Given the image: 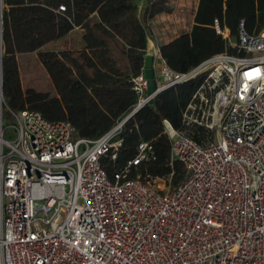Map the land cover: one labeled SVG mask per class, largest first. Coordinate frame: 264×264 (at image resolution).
<instances>
[{
  "label": "built area",
  "instance_id": "1",
  "mask_svg": "<svg viewBox=\"0 0 264 264\" xmlns=\"http://www.w3.org/2000/svg\"><path fill=\"white\" fill-rule=\"evenodd\" d=\"M1 1V10L3 9ZM235 48L173 71L152 52L155 88L141 70L133 78L134 110L159 91L201 76L182 112L183 123L211 132L203 144L164 120L170 156L186 177L165 187L129 176L136 155L109 174L122 121L98 138L78 137L66 120L7 107L0 63V264H264V25L240 21ZM3 109L14 137H4Z\"/></svg>",
  "mask_w": 264,
  "mask_h": 264
},
{
  "label": "trees",
  "instance_id": "2",
  "mask_svg": "<svg viewBox=\"0 0 264 264\" xmlns=\"http://www.w3.org/2000/svg\"><path fill=\"white\" fill-rule=\"evenodd\" d=\"M2 89L7 107L30 108L49 120H66L78 137L98 138L122 121L115 134L121 139L116 156L101 162L111 174L137 153L140 141L151 145L149 157L130 165L129 176L165 179L176 185L186 177L183 163L170 156L164 120L203 144L211 132L198 124H185L182 112L201 76L175 83L134 110L138 94L132 78L144 68L150 20L171 12L169 0H3ZM214 18L236 36L240 21L248 32L264 25V0H198L193 23L160 45L166 64L187 71L209 56L234 53L214 28ZM80 27L78 41L73 36ZM60 41L57 49L45 45ZM79 42V45L77 44ZM36 51L56 94L23 87L17 53ZM9 113V111L6 109ZM10 114V113H9Z\"/></svg>",
  "mask_w": 264,
  "mask_h": 264
},
{
  "label": "rangeland",
  "instance_id": "3",
  "mask_svg": "<svg viewBox=\"0 0 264 264\" xmlns=\"http://www.w3.org/2000/svg\"><path fill=\"white\" fill-rule=\"evenodd\" d=\"M169 3L172 6V10L168 16L162 14L164 16L159 18L160 25H167L168 27L178 23H185L187 25L196 0H169ZM74 35L75 34H73V36ZM54 44L56 43H52L51 45ZM57 45L61 46L60 41L57 42ZM145 61L149 63L148 58H146ZM20 68L24 87L36 84V86L43 89H50L51 84L46 76L47 72L43 69L35 53H28L20 56ZM150 82H153V80L150 79ZM13 120L12 114H9L6 109H3L2 122L4 125V137L7 139L14 137V128L11 126Z\"/></svg>",
  "mask_w": 264,
  "mask_h": 264
},
{
  "label": "crops",
  "instance_id": "4",
  "mask_svg": "<svg viewBox=\"0 0 264 264\" xmlns=\"http://www.w3.org/2000/svg\"><path fill=\"white\" fill-rule=\"evenodd\" d=\"M197 2H198V0H196V3L194 5V9L191 13L189 23H187V25L185 23H183V24L178 23V24H175V25L169 26V27L167 25L161 26L160 22H159V18L164 16L162 14H165V16H168L170 14V12L159 13L150 20L151 33H150L149 38H148L146 54H145V59L148 58L149 63H146V61L144 59V68H143V74L148 79V85H147V91L148 92H151L155 88L154 68L152 65L153 64V55H152L153 50L158 45H161L162 43L167 42L168 40H170L173 37H175L176 35H178L181 31L190 29V27L193 23V15H194V11H195ZM73 34H75L74 36L76 37V39L78 41V38L80 36V27L76 26L75 29L73 30ZM57 42H58V40L50 41L45 45V47L48 49H57L60 47L59 45H57ZM52 43H56V44L51 45ZM77 44L79 45V42H77ZM28 53H35L37 56L36 51L17 53L18 69H19V74H20V78H21V82H22L23 87H24V83L22 80V74H21V68H20V56H22L24 54H28ZM41 65H42V63H41ZM42 67L45 70L43 65H42ZM46 76L49 79L50 84H51L50 89H43L41 87L36 86V84H31V85H28L26 87H33L37 90L48 91L51 95H55L57 92H56V89L53 85V82L50 79V76L48 73L46 74ZM150 79H152L153 82H150Z\"/></svg>",
  "mask_w": 264,
  "mask_h": 264
},
{
  "label": "water",
  "instance_id": "5",
  "mask_svg": "<svg viewBox=\"0 0 264 264\" xmlns=\"http://www.w3.org/2000/svg\"><path fill=\"white\" fill-rule=\"evenodd\" d=\"M1 1H3V0H0V63H1V56H2V36H1L2 10H1Z\"/></svg>",
  "mask_w": 264,
  "mask_h": 264
}]
</instances>
